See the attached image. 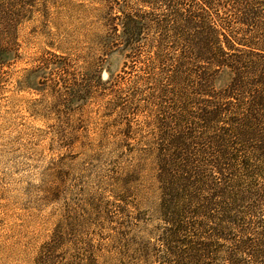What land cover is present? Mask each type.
Segmentation results:
<instances>
[{"label":"rangeland","instance_id":"rangeland-1","mask_svg":"<svg viewBox=\"0 0 264 264\" xmlns=\"http://www.w3.org/2000/svg\"><path fill=\"white\" fill-rule=\"evenodd\" d=\"M0 6V264H35L59 232L58 252L77 264L88 252L143 264L139 245L158 244L164 227L162 192L153 109L127 92L153 50L130 55L120 27L108 43L105 0Z\"/></svg>","mask_w":264,"mask_h":264},{"label":"trees","instance_id":"trees-1","mask_svg":"<svg viewBox=\"0 0 264 264\" xmlns=\"http://www.w3.org/2000/svg\"><path fill=\"white\" fill-rule=\"evenodd\" d=\"M105 2L108 43L120 27L130 55L147 45L157 63L127 92L153 109L162 192L164 227L158 244L139 245L140 261L264 264V0ZM59 233L35 264H77L58 252ZM81 264L98 263L88 252Z\"/></svg>","mask_w":264,"mask_h":264}]
</instances>
